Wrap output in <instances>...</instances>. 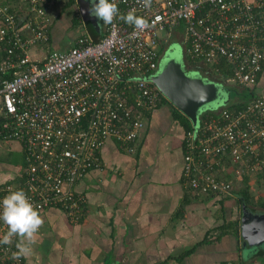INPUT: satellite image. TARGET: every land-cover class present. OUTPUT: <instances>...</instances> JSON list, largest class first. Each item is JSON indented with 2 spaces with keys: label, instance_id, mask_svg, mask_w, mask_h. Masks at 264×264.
Segmentation results:
<instances>
[{
  "label": "built area",
  "instance_id": "1",
  "mask_svg": "<svg viewBox=\"0 0 264 264\" xmlns=\"http://www.w3.org/2000/svg\"><path fill=\"white\" fill-rule=\"evenodd\" d=\"M62 0H0V141L22 152L20 180L0 184V200L23 189L40 212L55 208L69 223L83 214L76 185L107 168L101 149L114 140L135 152L150 114L164 96L149 80L157 71L159 31L180 25L185 58L242 87L253 84L264 60V0H115L120 13L135 9L151 27L137 30L118 17L93 39L77 11L78 34L63 50L47 46L50 7ZM264 175V93L239 108L202 110L182 134L181 183L191 194L233 195L241 176ZM7 226L0 221V238ZM18 238L0 244V264L14 259Z\"/></svg>",
  "mask_w": 264,
  "mask_h": 264
},
{
  "label": "crops",
  "instance_id": "2",
  "mask_svg": "<svg viewBox=\"0 0 264 264\" xmlns=\"http://www.w3.org/2000/svg\"><path fill=\"white\" fill-rule=\"evenodd\" d=\"M77 11L76 0L55 2L48 44L30 49L31 56L45 47L70 46L79 32ZM181 36L185 58L183 31ZM192 68L202 76L201 65ZM253 93L232 103L264 93V64ZM174 109L164 102L150 114L132 154L121 152L114 140L105 142L107 168L76 185L85 199L80 221L69 223L55 208L42 211L38 242L23 264H264V239L243 255L239 233L242 212L264 219V175L236 178L230 197L191 194L180 172L184 124H192L177 109L175 118ZM22 163L19 144L0 141V184L20 180Z\"/></svg>",
  "mask_w": 264,
  "mask_h": 264
},
{
  "label": "water",
  "instance_id": "3",
  "mask_svg": "<svg viewBox=\"0 0 264 264\" xmlns=\"http://www.w3.org/2000/svg\"><path fill=\"white\" fill-rule=\"evenodd\" d=\"M83 25L91 38L100 34V22L90 15L89 0H76ZM149 80L164 96L166 101L184 115L194 125L199 112L212 109L228 101L226 90L219 82L210 80L197 73H187L183 68L180 54L172 52L161 58L156 73ZM240 237L241 253L246 255L264 239V219L261 216H247L241 213ZM245 241V243H244Z\"/></svg>",
  "mask_w": 264,
  "mask_h": 264
},
{
  "label": "clouds",
  "instance_id": "4",
  "mask_svg": "<svg viewBox=\"0 0 264 264\" xmlns=\"http://www.w3.org/2000/svg\"><path fill=\"white\" fill-rule=\"evenodd\" d=\"M89 13L103 24H112L117 17L137 30L151 27L149 21L137 15L135 9L121 14L115 0H89ZM144 8H150L152 0H137ZM0 221L7 226L6 233L0 238V244L10 245L18 238L14 259L27 258L33 253L38 242L39 230L44 225V217L23 189L13 190L0 200Z\"/></svg>",
  "mask_w": 264,
  "mask_h": 264
},
{
  "label": "rangeland",
  "instance_id": "5",
  "mask_svg": "<svg viewBox=\"0 0 264 264\" xmlns=\"http://www.w3.org/2000/svg\"><path fill=\"white\" fill-rule=\"evenodd\" d=\"M103 25V23H100V27ZM174 31V32H173ZM182 31L178 30V32H176V28L174 29H171L169 31H159L158 32V35L161 37V40H160V46H159V54L160 56L162 55V57L166 54H172V52H176L178 54L181 53V47H182V44H183V41H182ZM181 61L183 63V68L185 70H191L193 71V68L192 67H195V64H191V63H188L185 58L183 57V55L181 56ZM201 73H203L202 70H200ZM203 77H206V78H210L213 79L211 77V75L207 72L206 74H202ZM223 85L224 86H227L229 87L228 90L226 91L227 95H228V101L226 102V106L232 104L233 101H235L236 99H241V98H244L245 96L241 93V90L243 91V87L240 86V85H237L235 83H232L230 81H227V82H223ZM236 90L238 91V93H236ZM239 101V100H237ZM13 158H17V154L13 153V155H11Z\"/></svg>",
  "mask_w": 264,
  "mask_h": 264
},
{
  "label": "trees",
  "instance_id": "6",
  "mask_svg": "<svg viewBox=\"0 0 264 264\" xmlns=\"http://www.w3.org/2000/svg\"><path fill=\"white\" fill-rule=\"evenodd\" d=\"M95 39H96V38H95ZM185 60H186L188 63L194 64V62L191 61V60H189L188 58H185ZM263 61H264V60H263ZM263 61H262V66H263V64H264ZM217 67L219 68V74H218V75H214V74L211 75V74H210V75H211L212 78L214 77L213 79H215L216 82H217V80H218L219 83L222 85V87L227 91L229 87L223 85L224 79H225L226 77L229 76V71H228V69H227V66H225V65L220 61V62L217 63ZM261 70H262V68H261ZM260 73H261V71L258 73V76H257V78H256V80H255V82H254L253 84H251V85L248 86V87H243V88H242L243 91L241 90V93L245 96V98L249 99V97L253 96V94H254V93H253V90H254V87H255L256 82L258 81V78H259ZM209 79H210V78H209ZM213 79H211V80H213ZM236 93H238L237 90H236ZM164 102L168 103L166 100H164L163 103H164ZM244 103H245V101H244V102H236V103H232V104H230V105H228V106H225V107H228V108H239V107H241ZM174 111H175V112L173 113V115H174L175 118H176V110L174 109ZM184 126H185V128H188V125H187V124H184ZM5 183H8V182H5ZM76 191L78 192L77 189H76Z\"/></svg>",
  "mask_w": 264,
  "mask_h": 264
},
{
  "label": "flooded vegetation",
  "instance_id": "7",
  "mask_svg": "<svg viewBox=\"0 0 264 264\" xmlns=\"http://www.w3.org/2000/svg\"><path fill=\"white\" fill-rule=\"evenodd\" d=\"M162 55H163V53H162ZM162 55L160 56V54H159V59H158V65H157V68H159V65H160V61H161ZM184 70H185V69H184ZM193 71H194V70H193ZM193 71H192V69H191V70H188V69L185 70V72H187V73H194Z\"/></svg>",
  "mask_w": 264,
  "mask_h": 264
}]
</instances>
